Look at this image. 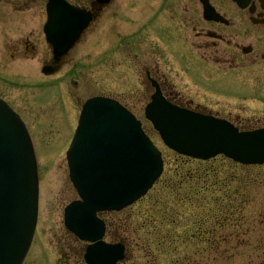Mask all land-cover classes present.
Here are the masks:
<instances>
[{
	"label": "rangeland",
	"instance_id": "obj_1",
	"mask_svg": "<svg viewBox=\"0 0 264 264\" xmlns=\"http://www.w3.org/2000/svg\"><path fill=\"white\" fill-rule=\"evenodd\" d=\"M225 2L224 9L233 13L229 0ZM117 3L120 11L112 19L111 23L115 25L112 31L107 32L102 25V22L106 25L105 21H100L97 34L86 38L81 49L71 55L73 63L62 71L45 75L41 72L44 64H39L35 68L39 78L29 76V83H16L20 81L11 78L19 71H24L22 77H26L24 73H32L33 62L16 67L0 60V93L26 120L37 154L38 220L23 264H85L86 243L70 233L63 220L65 205L77 198L68 177L66 150L75 131L81 104L87 97L101 91L106 95L130 96L128 105L144 119L146 102L136 101L131 95L140 88L135 68L139 67L143 55L149 56L147 50L150 53L154 50L151 46L160 47L161 67L166 73L170 70L174 90L192 100L194 105L209 107L224 117L229 114L226 117L234 120L233 117L239 115L243 117L241 120L250 121L246 122L250 125L248 128L264 125V72L259 71L260 80L257 81V71L223 73L215 70L220 65L199 61L201 51L198 53L197 49L190 52L192 61L180 53L171 54L176 51L166 50L157 35L140 33L139 30L133 34L125 31L126 27L138 29L146 19L142 13L147 7L144 2L118 0ZM196 8L199 12V0ZM7 55V52H0V57ZM78 61L75 67L74 63ZM124 88L125 92H122ZM152 138L163 152L165 162L158 182L133 205L118 212L100 214L107 223L105 240H123L127 246L126 258L120 264H264V164L241 165L219 156L215 161L219 175L212 180L194 181L192 175L195 171L205 168L203 162L183 163L157 134ZM184 171L190 174L189 183L178 190L181 188L179 182L185 177H182ZM230 181L231 188L236 189L233 192L226 191ZM201 187L204 191L196 194ZM185 195L191 198L186 201ZM181 198L185 202L180 201ZM155 201L159 205L156 210L168 208L175 211L176 223L165 231L170 230V236L176 237L172 242L175 245L173 252L156 250L151 225L142 226V211L150 210ZM209 213L216 215L224 226L215 227V232L209 229L212 233L208 237L220 248H229L218 255L204 250L210 240H199L204 236H200L193 225L196 220L207 219ZM125 219L126 228L121 224ZM211 224L212 221L208 226Z\"/></svg>",
	"mask_w": 264,
	"mask_h": 264
},
{
	"label": "water",
	"instance_id": "obj_2",
	"mask_svg": "<svg viewBox=\"0 0 264 264\" xmlns=\"http://www.w3.org/2000/svg\"><path fill=\"white\" fill-rule=\"evenodd\" d=\"M234 1L241 8L249 3ZM201 2L205 18L216 19L209 0ZM53 18L64 16L55 8ZM80 30L76 27L73 37L48 35L55 62L68 52ZM58 69L44 66L42 71L51 74ZM146 116L165 144L180 153L203 159L223 153L246 164L264 163V129L239 131L224 119L180 108L160 94L147 105ZM67 159L81 199L65 207L64 223L91 242L84 254L88 264H118L125 247L102 239L105 223L97 213L120 210L143 196L162 173L161 151L130 111L112 99L92 97L83 105ZM38 201V167L30 134L20 116L0 99V264L23 263L36 228Z\"/></svg>",
	"mask_w": 264,
	"mask_h": 264
},
{
	"label": "flooded vegetation",
	"instance_id": "obj_3",
	"mask_svg": "<svg viewBox=\"0 0 264 264\" xmlns=\"http://www.w3.org/2000/svg\"><path fill=\"white\" fill-rule=\"evenodd\" d=\"M66 1L75 9L89 14L90 18L85 26L84 35L61 58L59 71L73 63L71 55L81 49L88 36L97 34L100 21L104 20L106 25L103 24L104 22H102V25L107 32H111L115 26L111 23L112 19L120 11L118 0L103 2L100 0ZM141 1L147 6L142 12L146 19H143L138 29L131 30L130 27H126L125 31L133 34L139 30L140 33L155 34L166 50L169 52L176 51L171 54L180 53L188 60L192 59L191 53H194V50L197 49L198 53L201 51L199 61L202 63L212 61L220 65L215 70L223 73H235L238 70L257 71V79H255L260 80L259 71L260 73L264 72V0H249L245 8H241L234 1L229 0L233 10L231 14L224 9V6H226L225 0H209L218 13L216 19L205 18L200 0L199 12L196 8L198 0ZM48 2L49 0H0V52L8 53L6 57H0L2 62L22 67L31 61L33 63L30 69L37 68L39 64L41 66L42 64H52L53 49L47 41L45 33V26L48 22ZM73 25L72 22L63 23L64 28ZM178 42H181L182 45H179ZM150 48L154 50L150 53L146 49L149 56L145 57L143 55L138 63L139 67L135 68L140 88L131 97L133 96L136 101L148 103L158 90L162 96L179 106L224 117L221 116L220 112L209 107L194 105L192 100L176 92L170 82V80L173 81V79H170L172 78L170 70H167L168 73L162 70L160 47L151 46ZM79 62L74 63L75 67ZM23 72L19 71V74H15L16 77L11 78V80L20 81L16 83H29L27 77L35 73H24L26 77H22L20 75ZM21 80H26V82ZM125 89L122 92H125ZM96 95H106V93L101 91ZM106 96L117 99L134 112L133 108L127 103L130 96L124 94ZM0 97L4 98L1 93ZM226 116L230 115L226 114ZM226 116L224 118L240 129L253 128H248L250 125L246 122L250 123V121L241 120L243 117L239 115L233 117L236 118L235 120ZM179 157L182 162L191 160L183 155H179Z\"/></svg>",
	"mask_w": 264,
	"mask_h": 264
},
{
	"label": "trees",
	"instance_id": "obj_4",
	"mask_svg": "<svg viewBox=\"0 0 264 264\" xmlns=\"http://www.w3.org/2000/svg\"><path fill=\"white\" fill-rule=\"evenodd\" d=\"M217 158V157H216ZM216 158L211 159L209 161H203V164L205 165V168H202L199 171H195V173L192 175L194 178V181H200L202 178H214L215 176L219 175L220 171L215 167V161L217 160ZM225 159V158H224ZM204 167V166H203ZM182 177H184V179L182 181L179 182V186L181 188H179L178 190H181L183 188V184L189 183V175L187 174L186 171H184L182 173ZM193 178L191 177V179L193 180ZM196 179V180H195ZM181 180V179H180ZM232 181V180H231ZM231 181L227 184L228 186L226 187V191H235L236 189H232V183ZM200 191H204V189L199 188L196 192V194H198ZM239 192V191H238ZM228 197H230V195H227ZM186 201H188L191 196L190 195H185L183 197ZM183 198L180 199V201L185 202V200H183ZM155 203H152V208L150 210H144L142 211V215H143V223L142 226L145 227V225H151L152 229V233L151 235L154 236V242L153 244L156 247V250L158 251H162L163 253L166 251H170L173 252L175 248V245H173L172 242H175L176 237L172 238L170 236V230H168V233H165L167 227H173L176 223V218H175V211L174 210H169L168 208H163L160 209L158 208V210H156L155 207L159 206L156 205ZM174 212V213H173ZM177 214V213H176ZM175 215V216H173ZM207 219H202V220H196L194 221L195 224L194 227H196V229H198V231L201 233L200 236H204V238H201L199 240L206 242L210 239H212L210 234L212 233L209 232V229L213 230L215 232L216 228L215 227H220L222 228L224 225H222L220 222H218V218L216 215H211L210 213L208 214V217H206ZM212 221L211 226H208L209 222ZM227 222H229V220L227 219ZM127 221L122 220L121 224L125 226V228L127 227ZM120 224V225H121ZM203 225L205 226V228H203ZM115 228V227H114ZM172 234V233H171ZM213 235V234H212ZM208 237V238H207ZM219 241H222V238L219 239ZM208 246L204 248V250L209 251V252H213L215 253V255H218L217 253L220 251L225 252L227 249H229L228 247H219L218 244H215V241L211 242L210 240V244H207ZM206 258V257H205Z\"/></svg>",
	"mask_w": 264,
	"mask_h": 264
},
{
	"label": "bare ground",
	"instance_id": "obj_5",
	"mask_svg": "<svg viewBox=\"0 0 264 264\" xmlns=\"http://www.w3.org/2000/svg\"><path fill=\"white\" fill-rule=\"evenodd\" d=\"M85 30H86V28L82 31L81 35L79 36V39L84 35ZM79 39H77V40L74 42V44L71 46V48L75 45V43H77V41H78ZM71 48H70V49H71ZM70 49H69V50H70ZM69 50H68V51H69ZM31 70H33L32 73H35V74H31L30 77H40V76L37 75V72H36L35 68H33V69H31ZM143 114H144V108H143ZM66 160H67V158H66ZM68 177H69V173H68ZM38 212H39V207H38ZM37 219H38V216H37ZM63 220H64V215H63ZM106 231H107V227H106ZM34 233H35V232H34ZM103 240H105V238H103Z\"/></svg>",
	"mask_w": 264,
	"mask_h": 264
}]
</instances>
